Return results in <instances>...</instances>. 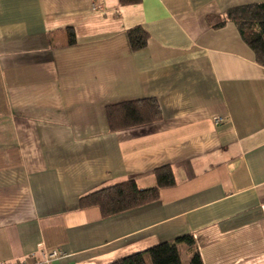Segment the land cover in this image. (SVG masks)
Segmentation results:
<instances>
[{
  "label": "crops",
  "instance_id": "1",
  "mask_svg": "<svg viewBox=\"0 0 264 264\" xmlns=\"http://www.w3.org/2000/svg\"><path fill=\"white\" fill-rule=\"evenodd\" d=\"M263 1L0 0V264H106L182 234L203 264H264V66L225 20ZM144 98L156 120L109 128L108 105ZM164 165L154 202L78 207Z\"/></svg>",
  "mask_w": 264,
  "mask_h": 264
},
{
  "label": "trees",
  "instance_id": "2",
  "mask_svg": "<svg viewBox=\"0 0 264 264\" xmlns=\"http://www.w3.org/2000/svg\"><path fill=\"white\" fill-rule=\"evenodd\" d=\"M138 1V0H131ZM225 20L233 22L241 39L253 51L254 59L264 66V1L229 8ZM224 20L215 27L223 25ZM130 47L138 50L147 43V32L141 26L126 31ZM75 41L69 31L68 43ZM111 130L148 124L159 116V105L153 98L135 99L108 105L105 109ZM156 184L139 188L133 178L106 185L78 198V207L96 206L103 217L112 216L154 202L159 190L174 184L172 169L168 165L154 170ZM180 245L189 247L188 264H203L191 234H182L171 241H162L144 250L136 251L106 264H183Z\"/></svg>",
  "mask_w": 264,
  "mask_h": 264
},
{
  "label": "built area",
  "instance_id": "3",
  "mask_svg": "<svg viewBox=\"0 0 264 264\" xmlns=\"http://www.w3.org/2000/svg\"><path fill=\"white\" fill-rule=\"evenodd\" d=\"M224 118L220 116L213 117V121L215 124H220L223 122ZM64 256V253L58 249L50 250L48 252L42 253V260L40 262H36L35 264H45L49 263L51 260L55 258H61Z\"/></svg>",
  "mask_w": 264,
  "mask_h": 264
},
{
  "label": "rangeland",
  "instance_id": "4",
  "mask_svg": "<svg viewBox=\"0 0 264 264\" xmlns=\"http://www.w3.org/2000/svg\"><path fill=\"white\" fill-rule=\"evenodd\" d=\"M181 255H182L183 264H187V259L185 258L186 257L185 254L182 252Z\"/></svg>",
  "mask_w": 264,
  "mask_h": 264
}]
</instances>
